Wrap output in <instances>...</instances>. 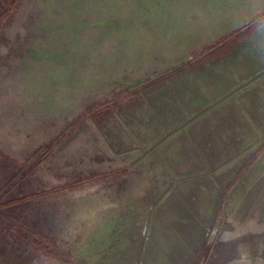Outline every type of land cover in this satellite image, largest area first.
<instances>
[{"label": "rangeland", "instance_id": "374dc122", "mask_svg": "<svg viewBox=\"0 0 264 264\" xmlns=\"http://www.w3.org/2000/svg\"><path fill=\"white\" fill-rule=\"evenodd\" d=\"M11 4L0 264H264V22L205 55L264 0Z\"/></svg>", "mask_w": 264, "mask_h": 264}, {"label": "trees", "instance_id": "16d2710c", "mask_svg": "<svg viewBox=\"0 0 264 264\" xmlns=\"http://www.w3.org/2000/svg\"><path fill=\"white\" fill-rule=\"evenodd\" d=\"M11 7H12V4L10 5L9 9L4 13L2 20H0V26L2 25L4 19L9 15ZM263 22H264V13L255 16L248 25H246L243 28H240V29L233 31L231 34L226 36L222 41H220L219 45L209 47L207 49V54H205V55H207V57L219 55L222 51L227 50L234 43L240 41L244 36L249 34L251 31H253L258 26H260ZM125 95H127V94H125ZM112 104L113 103H109V104L103 105L99 108L93 107V108L88 109L80 118H78L75 122L71 123L66 128L65 132H63L64 136L65 137L67 136V138H68V137L74 135L80 129H82V127L86 124L87 120H89L90 118H93V119L97 118V116H99L103 113V111H104V109H106V107H111ZM57 143L61 144V141H58ZM62 144H64V142H62ZM126 173H127L126 169H116V170L106 171L103 173H97V174L92 175L90 177L84 178L80 181H77L73 185H68L65 188L61 187L58 191L67 190L69 188H78L80 186H84V185L94 183L97 181L112 179V178H115L119 175H123ZM52 192L53 191L45 192L42 195L46 196L48 194H51ZM38 196H40V195L35 194V195L30 196L29 199L36 198ZM7 205L8 204L0 203V209H2L3 207H5Z\"/></svg>", "mask_w": 264, "mask_h": 264}, {"label": "crops", "instance_id": "0c3cea01", "mask_svg": "<svg viewBox=\"0 0 264 264\" xmlns=\"http://www.w3.org/2000/svg\"><path fill=\"white\" fill-rule=\"evenodd\" d=\"M256 16H257V15H256ZM258 27H259V26H258ZM258 27H257V28H258ZM257 28H255L254 30H256ZM254 30H253V31H254ZM253 31H251V32H250L249 34H247L246 36H249ZM230 34H231V33H230ZM246 36H244V37H246ZM244 37H243V38H244ZM238 42H239V41H238Z\"/></svg>", "mask_w": 264, "mask_h": 264}]
</instances>
